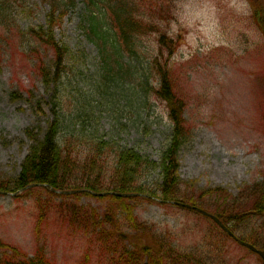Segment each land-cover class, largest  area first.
I'll return each mask as SVG.
<instances>
[{
	"label": "rangeland",
	"instance_id": "obj_1",
	"mask_svg": "<svg viewBox=\"0 0 264 264\" xmlns=\"http://www.w3.org/2000/svg\"><path fill=\"white\" fill-rule=\"evenodd\" d=\"M76 1L77 7L54 28V37L69 49L67 78L71 84L67 86L89 100L102 63L96 47L82 32V5ZM256 2L160 1L170 16L158 24L177 39L170 74L176 94L185 103L187 132L178 152V178L185 192L222 188L239 197L242 189L264 182V34L253 16V5L264 9V0ZM0 4L12 12L0 23V179L6 180L18 174L32 143L26 130L41 136L50 118L51 91L38 66L50 70L53 53L21 33L45 25L49 5L44 0H0ZM142 40L146 48L155 47L153 35ZM132 86L134 80L125 78L117 93L132 111L121 121L124 130L112 131L113 124L104 117L98 123L99 133L111 131L120 145L158 160L171 133L167 112L153 95L144 102L143 97L130 94ZM37 103L43 112L37 110ZM156 179L157 175L150 178L154 187ZM51 197L43 190L21 196L0 194V260L5 258L3 252L11 254L16 249L32 255L39 247L49 264H78L90 244L82 228L65 223L53 208L62 198ZM67 201L90 206L98 213L112 205L107 198L89 195ZM128 202L134 204L137 223L150 231L147 239L152 244L161 239L164 249L176 250L168 264H262L256 254L196 212L153 199L131 198ZM262 219L245 222L240 228L245 230H238L237 235L247 234L250 227L261 228L263 235ZM177 253L193 256L181 258ZM93 254L90 264L97 263L98 253Z\"/></svg>",
	"mask_w": 264,
	"mask_h": 264
},
{
	"label": "trees",
	"instance_id": "obj_2",
	"mask_svg": "<svg viewBox=\"0 0 264 264\" xmlns=\"http://www.w3.org/2000/svg\"><path fill=\"white\" fill-rule=\"evenodd\" d=\"M44 1L49 5L45 25L29 27L21 33L35 44L52 50L51 69L40 63L38 66L45 85L51 91L50 118L41 136L26 130L32 143L18 174L11 179H0V194L14 193L34 184L17 196L43 190L52 196V200L54 197L62 198L53 208L58 209L65 223L82 228L86 243L90 244L81 254L78 264H90L93 253H98L96 264H168L176 250L164 249L161 239L153 241L154 244L147 239L151 233L144 224L137 223L140 220L134 204L127 203L131 198L158 199L163 205L175 201L198 206L214 214L236 235L238 230H245L240 229L241 225L254 217H262L263 224L262 181L252 183L250 189L249 186L242 189L239 197H232L222 188L197 192L193 188L190 192L180 188L178 152L187 132L183 118L185 103L176 94L170 74V58L175 52L177 39L158 24L170 16L160 4L162 0H81L82 32L96 47L102 63L98 79L90 87L94 92L89 100L78 95L75 88L67 86L71 84L67 78L69 49L54 37V28L78 3L76 0ZM259 5H253V16L264 34V9ZM8 14L12 15L11 10L0 4V23ZM145 35L154 36V48H146L142 44ZM125 78L134 80L130 94L143 97L144 102L153 95L165 107L171 133L158 160L133 147L120 145L111 131L99 133L98 123L104 117L113 124L112 131L124 130L121 121L127 120L132 111L130 108L127 110L122 104L123 96L120 94V98L117 93ZM12 95L15 96L14 93ZM95 100L98 101L93 102ZM125 104L130 106L129 102L125 101ZM37 110L43 112L39 103ZM152 175H157L155 187L150 182ZM51 189L80 191L59 194ZM108 192L134 195L122 197ZM80 195L107 198L112 205L98 213L90 206L67 201ZM211 198L214 203L210 204ZM213 224L229 237L215 222ZM262 231L261 228L250 227L247 234L237 236L264 252ZM3 255L5 258L0 260V264H49L44 250L39 247L32 255L16 249H12L11 254L3 252ZM177 255L181 258L193 256Z\"/></svg>",
	"mask_w": 264,
	"mask_h": 264
},
{
	"label": "water",
	"instance_id": "obj_3",
	"mask_svg": "<svg viewBox=\"0 0 264 264\" xmlns=\"http://www.w3.org/2000/svg\"><path fill=\"white\" fill-rule=\"evenodd\" d=\"M32 186H34V184H31V185H29V186H27V187H32ZM24 189V188H23ZM22 189V190H23ZM52 191H54V192H57V193H62V194H67V193H72V192H75L76 190H71V191H65V190H54V189H52ZM16 193H14V195H15ZM116 195H120V196H128V195H130V194H124V193H116ZM176 204H178V205H180V206H182V207H186V208H191V209H194V210H197V211H199L200 213H202V214H204V215H206V216H208V217H210V218H212L217 224H219L229 235H231L233 238H235L240 244H242V245H244V246H246L247 248H249L250 250H252V251H254V252H256L257 254H259L261 257H262V259L264 260V253L262 252V251H260V250H258V249H256L255 247H253L252 245H250V244H248V243H245V242H242V241H240L239 239H237L226 227H224L222 224H221V222L215 217V216H213V215H211V214H209V213H207V212H205V211H203V210H201V209H199V208H197V207H194V206H190V205H187V204H183V203H176Z\"/></svg>",
	"mask_w": 264,
	"mask_h": 264
}]
</instances>
